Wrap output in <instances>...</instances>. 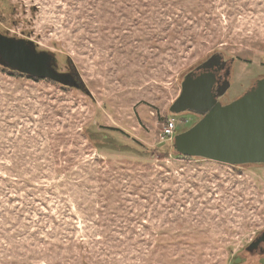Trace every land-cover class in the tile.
I'll return each instance as SVG.
<instances>
[{"label": "rangeland", "instance_id": "1", "mask_svg": "<svg viewBox=\"0 0 264 264\" xmlns=\"http://www.w3.org/2000/svg\"><path fill=\"white\" fill-rule=\"evenodd\" d=\"M0 34L70 77L0 65V264H264V166L155 151L200 119L169 107L215 53L227 100L264 77V0H0Z\"/></svg>", "mask_w": 264, "mask_h": 264}, {"label": "water", "instance_id": "2", "mask_svg": "<svg viewBox=\"0 0 264 264\" xmlns=\"http://www.w3.org/2000/svg\"><path fill=\"white\" fill-rule=\"evenodd\" d=\"M0 64L21 74L48 78L62 84L70 79L55 70L56 58L52 53L37 51L27 40L2 34ZM211 82L207 75L192 79L188 73L184 77L180 94L169 111L174 114L190 111L201 117L189 129L174 135V150L183 156L231 166L264 164V78L225 105L210 99ZM78 86L89 93L83 83ZM261 242H264V231L247 249L252 250Z\"/></svg>", "mask_w": 264, "mask_h": 264}, {"label": "flooded vegetation", "instance_id": "3", "mask_svg": "<svg viewBox=\"0 0 264 264\" xmlns=\"http://www.w3.org/2000/svg\"><path fill=\"white\" fill-rule=\"evenodd\" d=\"M233 59L227 60L222 53H215L211 58L205 62L199 64L192 71H190V76L192 79L199 77L200 75H207L211 78V86L209 89V94L211 100L220 105H225L233 101L234 99H225L228 94L232 91V85L230 82V71ZM264 77L260 78L263 79ZM257 79L256 81L260 80ZM255 81V82H256ZM225 100L224 102H222ZM190 112V111H186ZM183 113V112H182ZM194 113V112H193ZM199 115V114H198ZM201 117V115H199ZM262 245H258L257 248L260 252L264 249V242ZM262 246V247H261Z\"/></svg>", "mask_w": 264, "mask_h": 264}, {"label": "trees", "instance_id": "4", "mask_svg": "<svg viewBox=\"0 0 264 264\" xmlns=\"http://www.w3.org/2000/svg\"><path fill=\"white\" fill-rule=\"evenodd\" d=\"M1 65V64H0ZM3 68H5V69H8L7 67H4L3 65H1ZM8 71H10V72H15V73H18L19 75H25V74H21V73H19V72H17V71H13V70H10V69H8ZM28 78H34V79H37V77H32V76H28V75H26ZM190 128V127H189ZM189 128H187V129H189ZM186 129V130H187ZM112 130H115V131H118L117 129H112ZM178 133H180L179 132V130L176 128V130H175V135L176 134H178ZM135 143H136V145H138L137 146V148H139V150L140 151H150V149H148L147 147H145L142 143H140L139 141H134ZM96 144H103V140L102 139H100V140H98L97 142H96ZM121 148H124L125 150H128L127 148H133V146L132 145H127V144H125V145H123V146H120ZM152 151V150H151ZM155 151H157L158 153H160V154H162V156H168L169 155V153H170V151H172V154L174 155V156H177L178 158H183V159H192V158H198V157H190V156H183V155H181V154H178L175 150H174V148H173V146H172V144H160L159 146H157L156 147V149H155ZM123 152V151H122ZM202 159V158H201ZM231 166V165H230ZM235 166H239V167H247V166H249V167H253V166H264V164H253V163H248V164H241V165H235Z\"/></svg>", "mask_w": 264, "mask_h": 264}, {"label": "built area", "instance_id": "5", "mask_svg": "<svg viewBox=\"0 0 264 264\" xmlns=\"http://www.w3.org/2000/svg\"><path fill=\"white\" fill-rule=\"evenodd\" d=\"M176 128V122L173 118L165 121L159 133L160 140H172L175 135Z\"/></svg>", "mask_w": 264, "mask_h": 264}]
</instances>
